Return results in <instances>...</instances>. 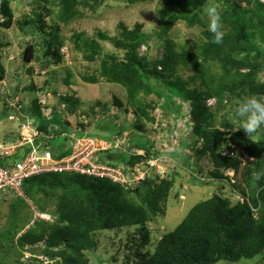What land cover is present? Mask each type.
Here are the masks:
<instances>
[{
	"label": "trees",
	"instance_id": "1",
	"mask_svg": "<svg viewBox=\"0 0 264 264\" xmlns=\"http://www.w3.org/2000/svg\"><path fill=\"white\" fill-rule=\"evenodd\" d=\"M117 1L135 4L153 0ZM100 2L101 0H55L52 4L56 10L44 9L47 15H54L58 22L68 23L77 16L80 8L93 7ZM225 2L228 8L221 10L225 36L220 44L213 42V34L203 31L205 39L199 38L194 50L183 49L177 52L173 42L165 40L163 54L149 59L146 53H139L140 47H147L151 37L143 31L141 23L134 24L132 28L119 23L118 34L115 36L101 31L88 36L85 32L78 31L71 35L70 40L73 48L81 52L82 57L88 61H93L100 55L98 40L108 41L116 49L123 51L122 57L113 53L103 56L96 74L83 76V79L91 83L103 79L107 83L120 85L129 107L133 109L136 128L144 129L145 122L152 120L149 112L152 104L142 102L141 96L155 94L164 98L165 104L160 106L167 112L180 113L183 107H188L190 127L185 143L187 155L185 154L181 163L186 162L190 168L192 166L191 179L198 180L195 176L198 170L191 164L192 160L207 159L210 163L208 174L212 177L209 182H217L222 186L229 183L231 193L238 189L247 199L232 200L225 194L224 188H219L208 198L195 203L171 231L156 240L152 249L141 251L149 241L148 233L142 232L147 221L153 216L166 214V201L175 188V178L172 175L160 176L153 168L152 178L155 180L149 174L140 185L129 190L125 189L126 184L103 177L69 172L43 173L23 180L21 190L35 209L41 212H47V207L39 199L55 197L53 210L48 212L54 220L50 223L34 221L14 241L19 249L34 247L43 242L44 246L39 252L50 257L57 256L59 260L54 264H86V251L95 245L92 239L97 231H120L123 227L135 226L141 241L134 247L125 245L129 252L123 256L124 264H130L131 261L134 264H217L220 261L251 258L264 251V176L259 181L252 179L253 173L264 166V134L252 141L242 129L235 130L239 127V122L232 119L238 103L243 99L249 96L264 97V46L256 42L258 39L264 43V1L252 0L251 11L234 0ZM200 4L201 0H165L158 10L159 30L156 34L163 37L180 20L188 26L204 24L206 20L201 13ZM5 5L6 1H3L0 11L9 15ZM23 25L30 23L23 22ZM247 29H252L254 33L249 34V30L246 33ZM254 37H257L255 41ZM64 42L65 39L56 33L45 41L46 51L43 56L46 66L62 60L60 48ZM208 62L217 68L210 76H206L203 68ZM179 66L193 68L197 77L191 76L183 80L176 74ZM243 68L247 71L243 72ZM0 73L3 76L1 64ZM16 78L15 75L14 79L18 81ZM152 80L162 83L164 90L157 88ZM197 80L200 84L193 86ZM15 83L10 86V90L16 87ZM28 89V104L19 102L20 111H24L19 112L21 120L30 118L41 132H47L50 124L54 123L64 130L73 131L76 137L84 134L86 124L73 129L69 119L61 121V114L49 111L48 116H44L38 99L40 91L34 84ZM224 96L230 101L235 100L230 103L232 106L229 110H225L227 101L223 100ZM209 97H217L212 105H207ZM59 100L66 103V111L74 113L77 100L68 94L61 95ZM8 112V108H4L0 112V119L7 117ZM98 123L96 126L99 130L109 128L112 131L115 126L107 121ZM57 134L54 139L67 140ZM97 136L106 140L113 139L100 131ZM9 139L16 141L14 137ZM129 141V148L136 146L143 149L144 153L129 156L127 151L119 149L102 151L103 155L98 157V161L105 162L108 159L110 164L126 163L132 166L141 159H148L149 153L161 154V151H154L147 140L136 138ZM63 143L58 144L59 149H51L54 158L70 152L66 148L67 143ZM178 146L180 149L181 143ZM230 151L234 152L233 156ZM19 156L21 152L12 157H3L0 165L8 166ZM246 157L249 162H245L248 161ZM230 169L234 171L236 179L240 173L239 181L231 182L228 175ZM180 190L176 188V196ZM131 193L137 196L135 200L129 197ZM253 206L257 208L256 214ZM60 245L64 247L61 248Z\"/></svg>",
	"mask_w": 264,
	"mask_h": 264
},
{
	"label": "rangeland",
	"instance_id": "2",
	"mask_svg": "<svg viewBox=\"0 0 264 264\" xmlns=\"http://www.w3.org/2000/svg\"><path fill=\"white\" fill-rule=\"evenodd\" d=\"M3 1H6L5 9L10 14H4L5 12L0 11V64L3 68V76L0 79V112L7 107L8 114L15 116L14 119H9V117L0 119V138L3 141L8 140L9 137L20 139L22 137L20 133L32 134L35 129L37 130L30 118L21 121L19 114L21 112L19 104H28L30 98L28 87L34 84L36 89L40 91L38 99L41 108H43L44 116H48L49 111H54L52 113L56 114L58 111L60 112L61 102L59 97L68 94L72 99L78 101L74 113L66 111L71 128L74 129L79 127L80 124H86L83 129L84 132H92V135L96 137H98L97 133L99 131L103 135H110L114 141L117 140L122 144L119 150H126L129 156L137 154L133 148L135 147V150H137L138 147L131 146L130 150L127 147L129 140L134 141L136 138L141 141L147 140L154 151H161L160 155L149 153L148 161L152 163V166H150L147 176L150 174L152 178L154 169L160 176L172 175L175 178V188L171 190L166 201V214L151 217L147 221L144 231L142 230L144 234L145 232L148 233L149 241L146 246L141 248V251H145L147 248L152 249L156 240L164 233L171 231L195 203L208 198L219 188H224L225 194L229 195L232 200L247 198L238 189L235 190L236 192L231 193L229 183L224 187L217 182H209L212 177L208 174L210 163L207 162V159L192 160L191 164L195 165L198 170L195 175L198 180L191 179L190 169L192 166L190 168L186 162L181 163L185 158V154L187 155L185 143L190 127L189 112L186 109L188 107H183L180 113L167 112L160 106L165 104L164 98H160L155 94L141 96L142 102L152 104L149 108L152 120L145 122L144 129L136 128L133 109L129 107L124 89L120 85L107 83L103 79H100L97 83L87 82L83 79V76L96 74L103 56L113 53L118 57H122L123 51L116 49L108 41L98 40L101 47L100 55L95 60L88 61L82 57L81 52L73 48V43L70 40L71 35L78 31H83L88 36H93L98 31L115 36L118 34L119 23L125 24L128 28H132L136 23H141L143 31L151 35L147 42L146 56L149 59H154L163 54L165 40H171L177 52L183 49L194 50L199 38L205 39L203 31H208L206 17H203L206 20L204 24L195 26H188L180 20L175 23L167 34L159 37L156 34L159 30L158 10L165 0L135 4H127L117 0H101L96 6L80 8L77 16L68 23L58 22L54 15L46 14L44 7L52 11L56 10L52 4L55 0H48V2L44 0H0V7ZM234 1L249 11L253 8L252 0ZM211 2L218 4L220 10L228 8L225 0H211ZM207 3H209V0H201L199 7L203 10ZM34 20L37 22L35 23ZM23 22H29L30 25H23ZM248 30L249 34L254 33L252 29H247L246 33ZM223 31L225 32L224 29ZM54 33L65 39L63 46L60 48L62 60L58 63L51 62L46 66V59L43 56L46 51L45 41L50 39ZM185 34L189 36L186 37ZM256 38L254 37V41ZM256 42L264 46V43L260 40L256 39ZM25 51H31L32 53L29 61L23 60ZM145 53L143 54L145 55ZM204 66L206 76H210L217 71L216 66L211 62L204 64ZM242 71L245 72L247 69L243 68ZM176 74L180 75L183 80H187L191 76L197 77V72L193 68L183 66L178 67ZM15 75L18 76V81H15ZM14 83L16 87H12L10 90V86ZM152 83L156 84L157 88L164 90L162 83L154 80H152ZM199 84L200 81L197 80L193 83V86ZM211 98L217 99V97H209V99ZM225 99L227 101L225 102V110H229L232 106L230 103H234L235 100L230 101L224 96L223 100L225 101ZM173 110L175 111V109ZM100 121L113 123L115 125L114 129L111 131L109 128H100L99 130L96 124ZM22 124L26 127L23 128ZM48 130L56 135L59 126L52 124ZM68 139L65 141L61 138L51 140V149H59L58 144L65 142L63 144L67 143L66 148L71 151ZM180 143L181 150L178 146ZM102 155L101 152L98 157L101 158ZM145 160L142 161L145 162ZM246 160L248 161L245 162L250 161L247 157ZM104 161L105 163L109 162L108 159ZM143 162L137 161L132 166L126 163L117 165L140 171L144 167ZM137 163L138 165H136ZM233 174L234 171H228L232 183L241 179L240 173H238L237 179ZM152 180H155V178H152ZM119 181L124 180L120 178ZM122 184H126L125 181ZM138 185H140V182L134 183V185L131 182L126 184L125 189L131 190ZM176 188L181 189L178 196H176ZM129 197L132 200L137 198L133 193L129 194ZM54 201L55 197H42L39 199V202L46 205L47 212L53 210ZM259 204L258 201L257 205ZM33 207L34 205L30 199L23 193L19 195L17 192L0 191L1 264H54L59 260L57 256L50 257L39 252L44 246L43 242L37 243L34 247L27 246L23 249H19L14 243L19 234L34 224L32 220L37 221V219H34L33 209L35 207ZM252 209L256 214V207L253 206ZM136 229L135 226H128L123 227L120 231H97L93 239L91 238L95 245L86 251V264H101L102 262L104 264H124L123 260L125 258L123 256L129 252L125 249V245L134 247L141 241L140 234ZM59 247L63 248L64 246L60 245ZM130 264L134 263L131 261ZM217 264H264V251L251 258H240L237 261H220Z\"/></svg>",
	"mask_w": 264,
	"mask_h": 264
},
{
	"label": "built area",
	"instance_id": "3",
	"mask_svg": "<svg viewBox=\"0 0 264 264\" xmlns=\"http://www.w3.org/2000/svg\"><path fill=\"white\" fill-rule=\"evenodd\" d=\"M144 50L145 46H142L140 52L143 53ZM206 102L207 105H212L215 100L211 98ZM60 108L61 111L58 112L61 114V121H63L66 119V103H61ZM21 126L25 128V125L22 124ZM62 135H65V133H62ZM21 136V140L16 144H4L0 141V159L13 154L20 147H25L22 157L14 160L8 166L0 165V189L2 190H12L20 194L23 180L46 172H75L108 178L121 184L124 181L126 184L139 183L148 175L150 166H152V163H149L148 160H145V162L140 161L144 163V167L138 171V169L132 170L130 168V170L128 167L99 162L95 158L98 152L119 149L122 145L114 139L108 141L89 136L75 138L74 134L71 133L69 136L74 138V142L70 154L54 158L48 143V139L54 136L52 132L43 134L38 130H34L32 134L22 132ZM133 150L140 152L134 148ZM120 178H123L124 181L120 182ZM36 215L41 216L38 212H36Z\"/></svg>",
	"mask_w": 264,
	"mask_h": 264
},
{
	"label": "clouds",
	"instance_id": "4",
	"mask_svg": "<svg viewBox=\"0 0 264 264\" xmlns=\"http://www.w3.org/2000/svg\"><path fill=\"white\" fill-rule=\"evenodd\" d=\"M203 15L204 17H206L207 19V27H208V31L213 34L214 36V40L213 42L216 43V44H220L223 39H224V36H225V32L223 31V25H222V17H221V10H220V7L218 4H215L213 2H211V0H209V3H207L204 8H203ZM186 37H188L189 35L188 34H185ZM142 46H145V45H142ZM141 46V47H142ZM141 47L139 50H141ZM146 46H145V50L143 53H145L146 51ZM1 75V73H0ZM18 77V76H17ZM1 78H2V75H1ZM209 98H207L208 100ZM215 99V98H214ZM206 100V101H207ZM63 103V102H61ZM60 103V104H61ZM65 103V102H64ZM60 107V106H59ZM57 114H60L59 112H57ZM65 115H66V119L67 118V113L65 111ZM10 116H13L12 118H9V119H14L15 116L12 115V114H8L7 118L10 117ZM64 119V120H66ZM233 120L235 121H238L239 122V127L235 128V130H239V129H242L246 134L247 136L252 140L254 141L255 137H257L258 135H261V134H264V97H257V96H249L245 99H243L241 102L238 103L236 109H235V116L232 117ZM27 119L25 118L24 121H26ZM22 121V120H21ZM53 125H56L54 123H52ZM52 124H50V126H52ZM49 126V128H50ZM58 126V125H57ZM26 127V126H25ZM56 129V128H55ZM36 130V129H35ZM38 130V129H37ZM40 131V130H38ZM41 132V131H40ZM20 133V132H19ZM43 134L45 133H50L49 130L47 132H41ZM58 133L61 137H63L64 139L65 138H69L68 141L70 142V145H71V150H72V143L74 142V138L70 137L69 134H74L73 131H70V130H64L62 129L60 126H59V130H58ZM62 133H65V135H62ZM21 135V133H20ZM58 136V134L54 135L52 138L48 139V143H49V146H50V150L52 148V145L50 143L51 140H54V138H56ZM67 136V137H65ZM75 138H80V137H84V136H89V137H95V138H99V137H96V136H93V135H90L87 131L84 132V134L80 137H76V135L74 134ZM10 138V137H9ZM41 139H43V137H41ZM99 139H102V140H106V139H103V138H99ZM21 140L20 139H16V141H12L11 139H8L6 141H3L2 139H0V141L4 144H11V143H18V141ZM66 140V139H65ZM112 140V139H110ZM127 147H128V144H127ZM129 148V147H128ZM135 149V147H134ZM114 150V149H112ZM130 150V148H129ZM25 151V147H20L19 149L15 150L13 152V154L9 155V156H6V157H12V156H15V154L21 152V156L17 157L16 159H19L20 157L23 156V153ZM111 151V150H110ZM126 151V150H125ZM137 151H140L139 153L136 152L137 154L136 155H140V154H143L144 153V150L143 149H140V148H137ZM71 152V151H70ZM70 152L68 154H70ZM52 153V151H51ZM100 152H98L96 155H95V158L98 160V154ZM132 153H135V152H132ZM228 153V152H227ZM231 156L234 155V152L233 151H230L229 152ZM66 154V155H68ZM53 156V154H52ZM65 156V155H64ZM15 159V160H16ZM143 159H141L140 161H142ZM148 160V159H146ZM102 163H105V162H102ZM109 163V162H108ZM115 165H117L116 163H114ZM124 167V166H123ZM231 171H233L232 169H230ZM229 171V170H228ZM48 173V172H46ZM69 173H75V172H69ZM43 174V173H41ZM80 174V173H79ZM40 175V174H38ZM84 175V174H82ZM35 176V175H34ZM88 176V175H87ZM262 176H264V166H262L261 170L259 171H255L253 173V176H252V179L253 181H259ZM145 179V178H144ZM110 180V179H109ZM112 181V180H111ZM114 182V181H113ZM134 185V183H133ZM0 191L4 192L6 190H2L0 189ZM7 191H10L11 190H7ZM21 193L22 190H21ZM21 193L19 195H21ZM24 194V193H23ZM245 198V197H244ZM247 198H245L244 200H246ZM242 201V200H241ZM34 208V207H33ZM257 209V208H256ZM33 212H34V219L36 220H43V221H46V222H53L54 220V217L48 213V212H41V211H38L37 209H33ZM36 212H38L40 215H36ZM48 216V217H47ZM40 217V218H38ZM32 222H34V220H32Z\"/></svg>",
	"mask_w": 264,
	"mask_h": 264
},
{
	"label": "water",
	"instance_id": "5",
	"mask_svg": "<svg viewBox=\"0 0 264 264\" xmlns=\"http://www.w3.org/2000/svg\"><path fill=\"white\" fill-rule=\"evenodd\" d=\"M31 56H32L31 51H29V52L25 51L24 52V55H23V60L29 61V59L31 58ZM0 79H1V75H0Z\"/></svg>",
	"mask_w": 264,
	"mask_h": 264
}]
</instances>
